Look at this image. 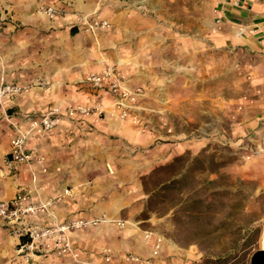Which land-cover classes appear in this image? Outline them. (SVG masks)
I'll return each mask as SVG.
<instances>
[{
  "label": "crops",
  "instance_id": "0c3cea01",
  "mask_svg": "<svg viewBox=\"0 0 264 264\" xmlns=\"http://www.w3.org/2000/svg\"><path fill=\"white\" fill-rule=\"evenodd\" d=\"M48 6L65 14L48 17ZM81 15L107 20L110 26L92 33L71 28ZM239 61L247 62L252 79L242 83L235 78L229 84V70ZM106 65L123 76L128 89L141 93L132 108L150 130L121 119L110 107L109 91L94 90L84 81ZM0 77L34 85L0 99V201L10 205L21 197L25 204H35L69 189L55 200L54 217L37 214L21 223L50 226L102 215L131 220L150 193L145 179L155 167L169 166L185 154L184 163L190 164L209 143L225 136H230L226 146L236 158L224 168L255 180L256 189L264 191V156L245 160V150H237L257 143L264 133V110L255 94L264 79V0H0ZM44 82L49 84L45 90L35 86ZM230 88L235 98L226 97ZM93 99L106 106L101 115L61 116L53 129L27 137L29 164H6L16 128L26 131L31 118L53 107ZM228 103L243 105L230 134L207 133L206 125H215L219 108ZM161 115L177 126L195 120L198 129L176 126L166 135L156 128ZM146 232L152 233L148 239ZM154 235L159 234L108 221L68 232L83 259L101 262L110 255L108 264H136L124 259L128 254L148 258ZM185 254L163 240L158 258L181 264ZM0 264L75 263L40 245L32 253L23 251L11 226L0 218Z\"/></svg>",
  "mask_w": 264,
  "mask_h": 264
},
{
  "label": "rangeland",
  "instance_id": "374dc122",
  "mask_svg": "<svg viewBox=\"0 0 264 264\" xmlns=\"http://www.w3.org/2000/svg\"><path fill=\"white\" fill-rule=\"evenodd\" d=\"M74 27L79 26L71 28ZM236 65L240 66L239 70ZM248 68L245 61L234 63L229 70L233 79L228 77L226 80L229 84L236 79L242 83L250 81L246 78ZM226 97H236L234 88L228 89ZM241 110L234 103L221 106L216 124L208 123L206 132L222 130L229 135L232 120ZM161 117L172 126L173 134L177 125L170 123L166 116ZM158 122L156 128L167 135L160 127L161 118ZM177 128L194 131L198 126L193 120L189 125L180 124ZM230 152L228 146L214 141L193 156L198 158L197 161L192 158L190 164L184 163L189 156L185 154L179 156L183 157L180 160L170 161L173 163L169 166L155 167L154 173L145 179L150 193L142 209L131 220H116L123 221V227L132 226L141 232L159 234L170 246L186 253L185 257L181 255V264H249L250 256L260 248L264 237V191L256 189L255 180L224 168L236 158ZM173 177H176L174 182L157 187L158 183Z\"/></svg>",
  "mask_w": 264,
  "mask_h": 264
},
{
  "label": "built area",
  "instance_id": "2783aa9c",
  "mask_svg": "<svg viewBox=\"0 0 264 264\" xmlns=\"http://www.w3.org/2000/svg\"><path fill=\"white\" fill-rule=\"evenodd\" d=\"M237 3V0H235ZM48 17H59L65 14V11L60 7L48 6L44 10ZM216 23L219 21L216 20ZM73 26H79L86 32H95L98 30H104L109 28L110 23L103 19L89 20L86 16H78ZM239 70L240 66L236 65ZM247 80L252 79L250 73L246 74ZM84 81L89 84L94 90L107 89L111 96L110 107L117 110L121 119H130V121L138 128L142 130H150L149 124L144 120L137 112L133 111V104L140 97L139 91H133L128 89L124 84L123 76L118 73L111 65H106L98 72L88 73L84 77ZM48 82L39 83L35 85L41 89L48 88ZM34 85L21 84V83H9L6 82L3 77H0V99L15 94L27 92ZM256 98L260 101L259 105L264 110V79L262 89L256 90ZM245 99V97H243ZM237 108L241 110L243 105H237ZM106 109V106L99 100L93 99L85 105L75 106H56L47 111L39 118H31L29 121V128L26 131H20L16 128V134L10 139L9 152L6 158V164L10 167L14 165L29 164L31 161L30 153L25 148V142L27 137L31 133H37L43 135L46 131L53 129L58 123L61 116L68 118L74 117H87L90 115H101ZM161 118L160 127L165 129L167 135H171L173 132L172 126ZM220 143L228 145L231 143V138L224 137ZM239 152L245 150L243 159L248 160L252 156L263 155L264 156V133L260 140L255 144H241L237 149ZM31 182L33 185L37 182L35 173H31ZM69 189H63L56 198L47 200H39L35 204H25L23 198L17 197L13 199L8 205L6 202L0 201V218L11 226V233L19 238L25 237V241L20 244V248L23 251L32 253L36 245L44 247L48 252H53L58 256H68L75 264H108L110 262V255H105L101 262H95L87 259H83L81 255L72 247L68 238V232L70 230L80 229L89 225H96L99 222L108 221L119 227L124 226V222L116 219H109L102 215L100 218L91 219H73L65 223L55 222L50 226H38L31 223H21L24 217H32L37 214H45L47 216L54 217V202L63 194H68ZM152 236L151 232H146L145 237L148 239ZM163 242V238L159 235H154V245L152 247L150 256L148 258H140L135 255H125L124 259L136 264H168L162 260H159L160 246Z\"/></svg>",
  "mask_w": 264,
  "mask_h": 264
},
{
  "label": "water",
  "instance_id": "95a60500",
  "mask_svg": "<svg viewBox=\"0 0 264 264\" xmlns=\"http://www.w3.org/2000/svg\"><path fill=\"white\" fill-rule=\"evenodd\" d=\"M249 264H264V237L261 240L260 248L250 256Z\"/></svg>",
  "mask_w": 264,
  "mask_h": 264
},
{
  "label": "trees",
  "instance_id": "16d2710c",
  "mask_svg": "<svg viewBox=\"0 0 264 264\" xmlns=\"http://www.w3.org/2000/svg\"><path fill=\"white\" fill-rule=\"evenodd\" d=\"M175 178H176V177H173L170 181L162 183V184L160 185V188H162L163 186H165L166 183H167V184H170V183L174 182V181L176 180ZM24 241H25V237H20L19 246H20V244L23 243Z\"/></svg>",
  "mask_w": 264,
  "mask_h": 264
}]
</instances>
